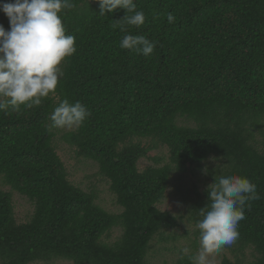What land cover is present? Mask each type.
<instances>
[{"label": "trees", "instance_id": "1", "mask_svg": "<svg viewBox=\"0 0 264 264\" xmlns=\"http://www.w3.org/2000/svg\"><path fill=\"white\" fill-rule=\"evenodd\" d=\"M73 2L61 15L77 51L61 66L56 93L0 112V264H150L154 239L176 240L184 221L197 247L215 174L249 178L260 197L219 264H264V0H135L145 23L128 33L158 42L149 57L119 47L125 33L113 25L125 9L100 15L98 0ZM0 24L10 30L2 10ZM64 99L88 107L81 126L51 127ZM59 141L96 163L120 211L69 179ZM157 148L168 161L149 155ZM143 158L155 162L139 169ZM189 171L211 181L194 184L186 212L162 210L173 175ZM16 194L33 204L26 222L17 220ZM117 228L121 235L106 240ZM180 253L175 264H190Z\"/></svg>", "mask_w": 264, "mask_h": 264}, {"label": "clouds", "instance_id": "2", "mask_svg": "<svg viewBox=\"0 0 264 264\" xmlns=\"http://www.w3.org/2000/svg\"><path fill=\"white\" fill-rule=\"evenodd\" d=\"M100 15L117 9L126 15L113 27L125 33L119 47L149 57L158 42L144 35L128 33V26L145 23V14L137 10L135 0H98ZM73 0H14L0 3L10 22V30L0 24V112H19L21 107L39 106L43 98L54 95L63 77V63L77 51L76 38L67 34L62 13L75 7ZM168 23L175 17L167 13ZM91 115L80 101L62 100L51 113V127L72 129ZM207 171V169H205ZM209 203L200 209L196 222L199 248L182 249V258L190 264H213L210 257L234 244L240 236L239 222L245 218L250 201L259 199L257 185L238 174H215L207 188Z\"/></svg>", "mask_w": 264, "mask_h": 264}, {"label": "rangeland", "instance_id": "3", "mask_svg": "<svg viewBox=\"0 0 264 264\" xmlns=\"http://www.w3.org/2000/svg\"><path fill=\"white\" fill-rule=\"evenodd\" d=\"M146 143V141H145ZM59 155L64 161L69 179L76 185L80 186L85 190L93 188L98 193V203L105 209L116 212L120 211V207L114 201V195L110 190L109 183L103 177L96 163L92 160H88L84 157L78 156L76 148L59 141ZM168 150L165 148H157L149 153L151 157L153 156H166L167 158ZM155 161L149 158H143L139 162V169H144L145 167L154 164ZM206 178L211 181L207 173L198 171L196 175H193L190 171L180 175H173L171 184L168 188L165 199L159 204L162 210H168L172 213L179 214L184 213L187 210L184 197L194 196L193 186L197 183L199 190H203L205 187ZM15 201V212L18 222H26L29 216L33 212V204L30 200L20 194H16L14 197ZM195 227L190 222L184 221L183 224L175 230L177 237L176 240H162L161 237H156L153 241V248L150 251L149 261L150 264H175L176 260L180 256V250L184 248L190 249L192 252H196L199 248L192 246L193 241L197 238L194 234ZM186 231L189 235H186ZM121 230L119 228L114 229L110 236L106 240L114 241L121 235ZM199 241V237H198ZM227 255L231 257V253L228 249L223 247L219 253L210 257L213 264H219L223 257ZM32 264H72L67 260H54L53 262H37Z\"/></svg>", "mask_w": 264, "mask_h": 264}]
</instances>
